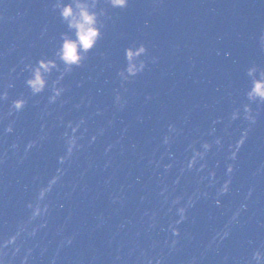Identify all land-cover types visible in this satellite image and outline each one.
Returning <instances> with one entry per match:
<instances>
[{
  "label": "water",
  "instance_id": "95a60500",
  "mask_svg": "<svg viewBox=\"0 0 264 264\" xmlns=\"http://www.w3.org/2000/svg\"><path fill=\"white\" fill-rule=\"evenodd\" d=\"M45 26L47 32L41 36ZM63 31L65 25L51 11L49 0H0V85L8 81L9 69L18 65L21 57L31 56L35 60L41 55H51L56 38ZM133 41L141 40L108 22L103 39L89 53L84 66L65 77L67 91L62 97L65 103L53 106L56 110L41 120L39 113L46 93L30 97L14 133L6 139L0 137V152L17 138L22 151L23 143L39 134L41 123L48 132L46 140L31 150L23 162L18 163L17 156L9 151L7 160L0 164V235L10 233L17 221L26 218L28 210L24 205L33 198L36 188L33 177L46 180L57 166L56 156L63 152L64 131L57 116H62L64 121L83 116L88 134L101 127L105 131L74 158L62 178L63 186L58 185L50 195L54 207L47 227L36 237L47 250L41 255L39 248L34 249L31 264H50L53 256L57 257L56 264H146L145 257H162L163 264H189L193 256L198 257V264H223L225 255L227 264H244L251 249L264 242V170L252 175L264 164V108L238 152L231 191L220 198L219 206L212 200L214 188L209 189L207 200L201 198L196 202L188 212V220L180 225L181 236L172 252L164 244L165 239L171 238L166 231L171 214H166L169 205L160 196V189L167 185L171 199L190 194L197 187V174H181L180 167L190 155V150H185L188 144L207 132L213 119L222 118L215 125V134L224 136L225 147L239 135L244 122L233 121L225 133L223 118L243 100L242 92L247 86L243 69L250 61L179 55L144 42L149 56H158L159 61L149 63L142 74L125 85L128 91L123 95L128 103L122 111H117L112 102L114 90H121L116 71L124 66V49ZM100 51L106 54L104 58L98 55ZM25 75L14 80L10 99L21 92L29 96L23 83ZM78 81L82 82L79 87ZM146 94L152 99L144 103ZM81 98L83 103L76 109L74 105ZM6 108L7 102L0 103V112ZM97 109L101 115H96ZM137 116L142 120L137 121ZM109 119L113 120L111 127L107 126ZM169 122H175L183 131L166 150L159 141ZM125 126L127 131L121 135ZM88 134L82 143H86ZM110 143L115 146L105 154L104 148ZM168 163H173V167L165 172L163 166ZM208 165L215 169L217 177L224 178L223 152L213 149ZM177 176L179 182L173 184ZM249 186L254 191L239 223L218 247L214 245L204 252L213 232L223 226ZM69 192L70 195H65ZM116 192L124 198L122 205L111 201ZM153 211L157 216L156 227L149 228ZM100 213L105 223L97 228L96 217ZM61 225L63 230L58 234ZM69 235L74 236L73 243L57 251L61 239ZM32 243L28 241L29 246ZM18 260L19 256L14 264Z\"/></svg>",
  "mask_w": 264,
  "mask_h": 264
},
{
  "label": "clouds",
  "instance_id": "9594fccd",
  "mask_svg": "<svg viewBox=\"0 0 264 264\" xmlns=\"http://www.w3.org/2000/svg\"><path fill=\"white\" fill-rule=\"evenodd\" d=\"M264 3V0H260ZM106 4L111 9H126L129 5V0H49L51 11L59 18L60 22L65 25L66 31L59 33L56 38V43L52 48L51 55H41L35 60L31 56L21 57L18 65H14L9 69V79L6 83L0 85V103L7 102L5 111L0 112V137L7 138L14 133L15 125L20 115L29 105V98L41 97L46 93L43 107L39 113L41 120L51 115L56 109L53 106L63 105L65 101L62 99L67 91L65 85V77L70 75L74 69L82 68L85 62L89 59V53L96 48L98 42L103 39L105 29L108 22H111L113 17L102 6ZM47 32V26L41 30V36ZM256 42L260 52H264V27L260 28L256 35ZM12 49H9L11 51ZM101 58L105 57L103 51L98 52ZM124 66L116 71V77L119 80L120 89L114 90L113 106L117 111H122L128 100L123 93L128 89L125 85L131 83L136 77L142 74L148 64H157L159 57L155 55L149 56L148 48L145 43L133 41L124 52ZM229 53L225 52V56ZM19 67V71L17 68ZM244 76L247 78V86L243 89V100L238 105H235L231 112L227 115L226 123L224 124V132L227 133L228 127L233 121L241 120L244 126L241 128L239 135L234 141L227 143L225 147L224 136L216 135L215 125L222 122V118L213 119L207 132L200 133L199 138L188 144L186 151L190 150V155L186 156L181 163L180 173L195 172L198 176L197 187L190 194L176 195L169 199L172 195L169 192L167 185L160 189V196L163 197L164 203L169 206L166 214L169 215L166 231L170 234V239H165L164 244L168 247L169 252H172L181 236L180 225L188 220V212L194 207L196 202L201 198L207 200L209 198V189L214 188L212 195L213 202L219 206L220 198L231 191L233 175L236 172L237 155L242 146L245 144L249 133L253 126L257 124L261 109L264 108V66L255 61H250L243 69ZM26 74L23 79L24 87L27 89L29 96L23 92L17 94L10 99L9 90L15 87L14 80L21 75ZM82 82H77V87ZM231 96V93H229ZM152 99L151 95L144 96V103ZM83 103L81 98L80 103H76L74 107L79 109ZM90 103V102H89ZM96 115H101V110H96ZM137 121L142 120L141 116H137ZM57 120L63 125L64 131L61 134L63 142V152L56 156V167L51 175L46 180H41L39 176L33 177L36 182L34 196L31 200L25 202L24 207L28 210L26 218L19 220L15 224L13 231L6 235H0V264H14L15 258L19 256L18 264H31L33 251L39 248L40 254L43 255L47 250L46 247H41L36 240L37 233L41 229H45L48 224V218L51 214L54 204L50 199V195L56 187L63 186L62 178L71 166L74 158L82 152L87 146L92 145L97 140L98 136L103 135L105 129L98 128L95 132L89 133L87 120L81 116L78 120L64 121L62 116H57ZM184 120H187L185 115ZM113 120L107 121V126L111 127ZM127 131V126L121 130V135ZM183 129L177 127L175 122H169L166 125V130L160 137V145L167 150L176 137L181 135ZM85 134H88L86 143H82ZM48 132L45 129V124H40V132L35 138L28 139L23 143L21 151L18 139H13L12 142L0 152V164H3L8 158V153L17 156V162H23L29 156L33 149L41 146L47 138ZM211 139H204V137ZM115 143H119L116 141ZM198 145V147H197ZM115 145L108 144L104 148V153L107 154ZM135 145L132 148L135 149ZM215 149V152L224 153V178L221 180L217 177L214 168H209L208 157L209 153ZM169 155H171L169 153ZM163 157H161L162 159ZM152 163V161H149ZM159 165V161H156ZM219 162H217V165ZM89 167H92L91 162ZM108 167V162L104 165ZM164 171L167 172L173 167V163L165 164ZM87 169H85L86 171ZM264 170V164L257 168L252 175L256 176ZM206 173V174H205ZM81 177L84 171L80 173ZM110 179V178H109ZM180 177L177 176L173 184L179 182ZM108 181L105 180V183ZM203 184V188L200 185ZM76 185H72L75 189ZM174 190V189H173ZM254 191L253 186H249L243 195V200L237 207L230 211L226 222L221 228L215 230L204 246V252L212 248L214 245L218 247L221 242L226 240L231 232V229L239 223L241 213L247 208V201L250 199ZM66 193L65 195H70ZM123 196L119 193H113L111 196L112 203L123 204ZM143 199V197H141ZM63 207V205H59ZM148 215V213H145ZM173 216L175 218H173ZM96 219L97 228L102 227L105 223L103 213H100ZM149 228H155L157 222L156 212L153 211L149 216ZM63 226L57 228V233L62 232ZM188 238L191 239L189 234ZM74 236H64L57 246V251L60 247L68 246L73 243ZM28 241H33L31 246ZM252 242L249 241V244ZM204 253H201V256ZM143 256V252L141 253ZM119 259V257H117ZM57 257L53 256L50 264H56ZM146 264H163V258L145 257ZM228 256L223 257V264H227ZM189 264H198V257L193 256ZM244 264H264V242H261L256 247H253L248 259Z\"/></svg>",
  "mask_w": 264,
  "mask_h": 264
}]
</instances>
